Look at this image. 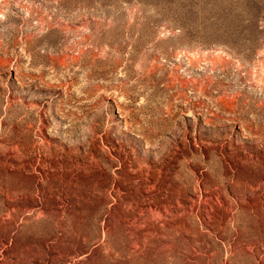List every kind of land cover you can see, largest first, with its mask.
I'll return each instance as SVG.
<instances>
[{"label":"rangeland","instance_id":"obj_1","mask_svg":"<svg viewBox=\"0 0 264 264\" xmlns=\"http://www.w3.org/2000/svg\"><path fill=\"white\" fill-rule=\"evenodd\" d=\"M0 264H264V0H0Z\"/></svg>","mask_w":264,"mask_h":264}]
</instances>
